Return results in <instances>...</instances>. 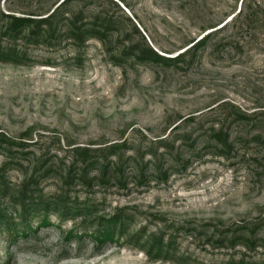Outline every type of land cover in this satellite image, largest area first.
<instances>
[{
    "label": "rangeland",
    "instance_id": "374dc122",
    "mask_svg": "<svg viewBox=\"0 0 264 264\" xmlns=\"http://www.w3.org/2000/svg\"><path fill=\"white\" fill-rule=\"evenodd\" d=\"M241 1L0 0V264H264V0L192 47Z\"/></svg>",
    "mask_w": 264,
    "mask_h": 264
},
{
    "label": "trees",
    "instance_id": "16d2710c",
    "mask_svg": "<svg viewBox=\"0 0 264 264\" xmlns=\"http://www.w3.org/2000/svg\"><path fill=\"white\" fill-rule=\"evenodd\" d=\"M62 3H60L51 12V14H49L50 18H55L57 16L58 11H59L58 9L60 8V5ZM259 16H260L259 11L255 6H253L250 3L248 4V0H242L240 9L236 13H234V15L230 18V20L223 22L221 24V26L216 28L214 31L209 32L206 35H204L197 42H195L192 45V47L207 44L209 41L212 40L214 33L222 31L228 27H231L232 29H235V30L237 29V31L234 32L233 34H230V35L223 37L222 40L215 42L214 45L218 46L217 44L221 45L222 43L235 44V45H237L239 50L245 51L246 44H247L246 38H248L247 34H249L248 29H250V27L255 24V22L259 19ZM11 20H12V22L10 24V29L8 31L11 34L21 32V31H23V28H26V27L29 28L30 26H32L35 23L34 21H31L30 19H19V18H15V17H12ZM45 21H47V19H39V21H37V23L33 27L37 30L40 28V25L42 24V22H45ZM214 27L215 26H213L211 28H214ZM94 28H96V25L94 26ZM51 32H52L51 30H48V34H51ZM73 34H78V32L73 31ZM36 35H40V33L37 32ZM0 55H5V54H3V51L1 49H0ZM145 57H148L149 60H153L155 62H165L166 61V59L163 56L159 55L156 51H154L151 48L146 49V50L144 49L141 52L139 58L144 59ZM167 61H169V60H167ZM216 143L220 144L222 146V150H225L226 146H227V139L221 138L220 135L218 134V135H216ZM30 198H31V201L35 200L31 196H30ZM42 202L43 201H41L40 204H42ZM61 205H64V207L66 206L65 203L61 204ZM26 211H27V209H26ZM100 229H98V230H100ZM108 232H110V231L108 230ZM113 235H112V233H110L107 235V237L112 239Z\"/></svg>",
    "mask_w": 264,
    "mask_h": 264
}]
</instances>
